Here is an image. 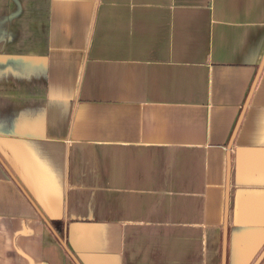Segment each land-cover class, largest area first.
Returning <instances> with one entry per match:
<instances>
[{"label": "crops", "instance_id": "0c3cea01", "mask_svg": "<svg viewBox=\"0 0 264 264\" xmlns=\"http://www.w3.org/2000/svg\"><path fill=\"white\" fill-rule=\"evenodd\" d=\"M0 264H264V0H0Z\"/></svg>", "mask_w": 264, "mask_h": 264}, {"label": "trees", "instance_id": "16d2710c", "mask_svg": "<svg viewBox=\"0 0 264 264\" xmlns=\"http://www.w3.org/2000/svg\"><path fill=\"white\" fill-rule=\"evenodd\" d=\"M51 227L53 228V230H54L57 234H59V233L62 234V231H64V227H63L62 223L57 222V221H53V222H51Z\"/></svg>", "mask_w": 264, "mask_h": 264}]
</instances>
